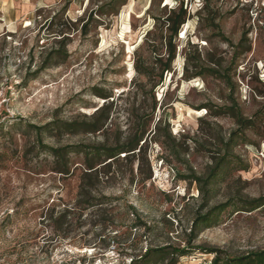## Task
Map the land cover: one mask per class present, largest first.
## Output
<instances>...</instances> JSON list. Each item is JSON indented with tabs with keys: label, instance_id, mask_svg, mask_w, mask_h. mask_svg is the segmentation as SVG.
I'll use <instances>...</instances> for the list:
<instances>
[{
	"label": "rangeland",
	"instance_id": "rangeland-1",
	"mask_svg": "<svg viewBox=\"0 0 264 264\" xmlns=\"http://www.w3.org/2000/svg\"><path fill=\"white\" fill-rule=\"evenodd\" d=\"M163 246L190 248L176 264L264 250V0H0V264Z\"/></svg>",
	"mask_w": 264,
	"mask_h": 264
},
{
	"label": "trees",
	"instance_id": "trees-1",
	"mask_svg": "<svg viewBox=\"0 0 264 264\" xmlns=\"http://www.w3.org/2000/svg\"><path fill=\"white\" fill-rule=\"evenodd\" d=\"M173 16H169L168 18V24H169V30L171 31L170 38L168 41V48H169V57L167 61L164 64L165 70H171L172 61L175 59L176 56V45L173 43V39L178 36L180 26L185 23L187 19V10L183 8V5L179 7V9H173ZM137 70L139 73L149 75L150 71L147 67H137ZM163 75V73H162ZM237 121L240 125H244L245 123H248V121L245 122V120L241 117V115L238 113L236 114ZM87 171L83 174V179L80 185V194H85L91 183L88 181L93 176L97 175V168L94 164H87L86 167ZM219 169V165L214 168L209 178H213L216 175V171ZM254 202L256 205L262 201V199H257ZM257 207V206H254ZM224 205H216L213 208H211L206 214H198L192 224V232L190 233V239L195 238L196 232H201L205 228H207L213 218L218 215L220 212L224 210ZM190 248L183 247V248H176L173 246H163L158 248H149L147 252L139 259H133L130 264H152L153 261L159 260H165L168 257H170L169 264H176L178 262V259L182 256H186L190 254ZM208 252V251H207ZM155 259V260H154ZM212 264H264V250L252 252L250 255H247L245 257L240 258H220L219 256H216Z\"/></svg>",
	"mask_w": 264,
	"mask_h": 264
},
{
	"label": "bare ground",
	"instance_id": "bare-ground-1",
	"mask_svg": "<svg viewBox=\"0 0 264 264\" xmlns=\"http://www.w3.org/2000/svg\"><path fill=\"white\" fill-rule=\"evenodd\" d=\"M123 35V32L121 33V36ZM134 47V46H133ZM129 49H131V47L129 46ZM199 113V112H198ZM203 113V112H202Z\"/></svg>",
	"mask_w": 264,
	"mask_h": 264
}]
</instances>
